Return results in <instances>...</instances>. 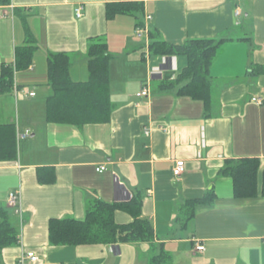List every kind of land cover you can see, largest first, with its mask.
<instances>
[{
	"label": "crops",
	"instance_id": "obj_1",
	"mask_svg": "<svg viewBox=\"0 0 264 264\" xmlns=\"http://www.w3.org/2000/svg\"><path fill=\"white\" fill-rule=\"evenodd\" d=\"M117 3L141 11L107 20L106 6ZM145 21L155 40L173 45L224 40L210 67L208 110L177 87L159 89L187 60L152 54L149 36H134L136 23ZM28 36L32 63L15 70L11 91L0 94V125L13 124L17 140V160L0 163V208L16 231V242L0 249V264H20L27 252L38 261L23 264H148L161 249L171 264H264V198H235L231 178L221 174L226 162L241 159L258 160L264 172V0H10L0 4V75L13 66L16 49L29 45ZM96 42L110 56L108 122L48 123V56L67 54L70 79L85 82L86 50ZM145 86L148 97H137ZM25 131L28 137L19 138ZM179 160L185 171L175 178ZM100 166L105 170L96 172ZM10 192H19L21 218L7 206ZM136 195L152 242L49 244L50 220L81 221L89 202L126 203ZM190 203L194 216L187 219ZM114 214L118 224L131 221Z\"/></svg>",
	"mask_w": 264,
	"mask_h": 264
},
{
	"label": "trees",
	"instance_id": "obj_2",
	"mask_svg": "<svg viewBox=\"0 0 264 264\" xmlns=\"http://www.w3.org/2000/svg\"><path fill=\"white\" fill-rule=\"evenodd\" d=\"M10 0H0L1 5ZM141 11L136 3H117L106 6V19L117 14L135 15ZM138 20V18H137ZM136 26H140L136 23ZM135 26V27H136ZM149 51L157 56H183L187 60L184 69L172 80L161 81V91L177 89V94L202 101L208 110L210 92V67L224 40H189L179 45L157 41L149 34ZM27 46L17 48L13 66L3 68L0 75V94L11 91L14 71L27 69L32 63L33 39L28 36ZM88 80L73 82L69 77V57L65 53L50 54L47 58V85L51 95L45 102V119L48 123L82 127L86 124L106 123L111 114L108 92L110 56L104 43L96 42L87 47ZM16 130L13 124L0 125V163L17 160ZM259 161L241 159L226 162L221 174L230 177L235 198L246 200L257 196L264 198V172L259 174ZM41 178V177H39ZM44 183L42 179H39ZM204 198L210 204L212 195ZM141 197L136 195L126 203L92 201L87 203L85 217L52 219L48 223V239L52 246L76 247L80 245H114L149 243L153 241L152 224L141 216ZM187 219L194 216L192 204L186 208ZM131 218L128 224L115 221L116 212ZM7 209L0 208V249L16 242V231ZM148 264H171V258L163 249L148 260Z\"/></svg>",
	"mask_w": 264,
	"mask_h": 264
},
{
	"label": "built area",
	"instance_id": "obj_3",
	"mask_svg": "<svg viewBox=\"0 0 264 264\" xmlns=\"http://www.w3.org/2000/svg\"><path fill=\"white\" fill-rule=\"evenodd\" d=\"M9 15H12V10L9 12ZM239 15V11L236 10L235 12V16H238ZM75 16L76 18H80L82 15H81V11L80 9H76L75 10ZM150 19V17L148 16V18L146 19V21H148ZM142 22L143 24L136 27L135 28V32H134V36L139 39V40H147L148 36H149V32H148V28H147V22ZM158 71L157 68H152L151 71L154 72V71ZM14 93L18 94V91L15 89ZM148 94H149V89L147 86H145L144 88L141 89V91L137 94V97L139 98H146L148 97ZM28 96L29 97H33L34 96V93H28ZM251 101H253V103L257 104V105H262L263 102L259 99H256V98H253ZM162 131H165V130H162ZM144 132H145V135H149V130L147 129H144ZM29 135V132L28 131H25L21 134H19V138H26L28 137ZM105 168L103 166H100L98 168H96V172H102L104 171ZM185 171V167H184V162L179 160V161H176L175 164H174V167L172 168V175L175 177V178H180L181 175L184 173ZM20 195H19V192H10L7 196V206L9 208H11L14 212L15 215L19 216V218H21V215H22V210H21V205H20ZM195 248L197 251H202L203 250V246H201L200 244L196 243L195 244ZM19 263L20 264H23L25 263L26 261H29V262H37L38 261V258L37 256L32 253V252H27L26 254H23L22 256H20L19 258Z\"/></svg>",
	"mask_w": 264,
	"mask_h": 264
}]
</instances>
